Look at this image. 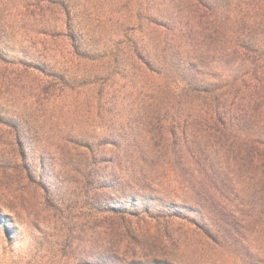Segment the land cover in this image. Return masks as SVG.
<instances>
[{
    "label": "rangeland",
    "instance_id": "rangeland-1",
    "mask_svg": "<svg viewBox=\"0 0 264 264\" xmlns=\"http://www.w3.org/2000/svg\"><path fill=\"white\" fill-rule=\"evenodd\" d=\"M76 3L72 19L89 26L97 14ZM27 5L0 0V24L31 37ZM127 46L115 40L78 58L55 50L67 84L41 105L32 77L0 93V264H264V181L246 152L227 161L208 129L206 138L191 117H174L161 125L179 128L181 152L163 156L172 138L159 139L137 95L157 79L127 69ZM89 69L101 80L82 89L70 75ZM102 82L109 102L98 110L89 98ZM198 146L207 149L193 154Z\"/></svg>",
    "mask_w": 264,
    "mask_h": 264
},
{
    "label": "trees",
    "instance_id": "trees-1",
    "mask_svg": "<svg viewBox=\"0 0 264 264\" xmlns=\"http://www.w3.org/2000/svg\"><path fill=\"white\" fill-rule=\"evenodd\" d=\"M86 1L97 14L89 26L72 19L76 0H30L22 11L30 20L22 25L24 35H32L28 38L17 35L12 22L0 24V93L12 95L29 86L32 77L29 87L41 105L62 94L67 84L66 74L53 70L55 50L78 58L97 54L115 40L126 41L134 56L127 69L157 79L137 95L156 115L151 125L159 139L163 132L172 138L162 155L180 151L179 128L162 126L160 118L191 117L197 134L207 138L208 129L227 161L242 159L245 151L264 181V0H120L112 9L105 7L111 0ZM109 22L119 23L120 30L109 33ZM90 70L70 76L78 77L83 89L101 80L97 74L91 80ZM107 102L102 82L89 105L102 110ZM185 145L189 149L194 141ZM206 149L198 146L192 153Z\"/></svg>",
    "mask_w": 264,
    "mask_h": 264
}]
</instances>
